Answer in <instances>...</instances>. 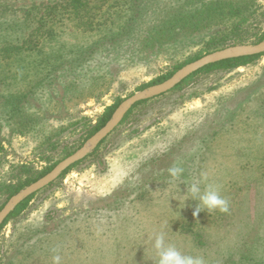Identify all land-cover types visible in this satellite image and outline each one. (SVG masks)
<instances>
[{"label":"rangeland","instance_id":"1","mask_svg":"<svg viewBox=\"0 0 264 264\" xmlns=\"http://www.w3.org/2000/svg\"><path fill=\"white\" fill-rule=\"evenodd\" d=\"M41 1L52 6L59 0H0V48L8 47L12 54L9 47H27L22 49L28 53L29 68L38 49L44 54L50 48L57 51L39 75H20L13 67L12 77L0 75V181L6 183L26 182L56 165L88 140L82 141L81 119L94 125L108 106L211 53L213 42L236 34L238 26H243V38L230 46L255 44L264 32V0H191L190 6L204 12L193 18L191 28L180 31L182 35L171 36L169 42L178 43L144 48L142 61L135 56L130 62L124 50L117 60L123 62L107 68L113 73L109 85L101 82L95 92L67 103L61 82L66 65L61 68L57 61H64L68 52H61L62 44L86 43L83 48L94 58L90 66L104 69L111 63L110 41L97 30L62 23L60 16L40 26L35 11L33 22L25 26L29 8ZM214 2L231 4V12L208 19ZM123 16L126 20L127 14ZM102 44L106 50L99 54ZM5 59L0 55V69ZM91 75L83 78L90 81ZM20 94L26 95L18 106L21 110L9 118L5 112L14 105L6 98ZM13 126L23 132H13ZM202 134L205 143L194 144L191 159L184 158L195 160L197 167L190 165L183 173L186 177L173 180L168 172L172 156L161 152L170 143L194 142ZM92 153L36 192L26 209L1 228L0 264H52L56 254L61 264H154L152 239L159 232L166 243L183 254L202 257L204 264H264V53L245 67L196 75L180 88L150 99ZM201 174L219 185L229 202L228 212L193 216L197 201L191 199L184 207L183 195L193 182L189 177ZM4 201L0 195V208L8 200Z\"/></svg>","mask_w":264,"mask_h":264},{"label":"trees","instance_id":"2","mask_svg":"<svg viewBox=\"0 0 264 264\" xmlns=\"http://www.w3.org/2000/svg\"><path fill=\"white\" fill-rule=\"evenodd\" d=\"M189 1L191 0H180V1L176 0V2L174 3L167 1L166 4H160L158 3L157 0H59L55 2L52 6L44 5L45 2L41 1L40 4L38 5L33 4L29 8L28 10L29 12L26 13V17L29 16V20L27 21L26 24L25 23L24 24L26 26L29 23L31 24L33 22V20H30V16L32 15L31 12L35 11L36 15H37L36 12L39 13V20L37 23L40 26L46 25L47 23H49L48 24L49 26L52 21L54 22L53 17L60 16L61 22L63 21L62 23L71 21L72 23L75 24V26L78 29H83L89 32L97 30L102 34L104 33L105 39L106 38L109 39L110 43L108 45H110L109 51L111 56H109V54L107 56H109L108 59L111 61V63L106 65L107 67H105L104 69H99L96 68L95 66L93 67L90 66L91 64L94 63V58L85 50V48H83L85 47L86 43H78L74 45L69 44L70 47L68 46L66 47L64 44H62L61 52H64L66 50L68 52L65 54L64 61L62 58L61 59L57 58V61L59 62L61 60V68L64 65H66V68L61 70V77L65 75V79L62 80L61 82L63 86V99H65L68 103V102H72L77 97L84 96L85 92L87 93H89L90 91L95 92L97 90V86L98 85L101 86V82L109 85L112 82L113 73L111 72L110 74V70H108L107 68L110 65L115 66V64H121L123 62L122 61L121 63H117L119 62L117 60L119 56H121V53L124 50H128V54L130 55H128L126 59H128L130 62L134 61L135 56H138L137 60L142 61L144 57L142 56L141 52L144 50V48L159 49L163 46H168L178 43L177 39H174L171 42L172 43L171 44L169 42L172 40L171 36L182 35L180 34V31L184 28H191V21L193 20V18L201 15L204 12V10L198 8L197 5H193V7L190 6V4L188 3ZM240 4L242 3L241 2L237 3L238 6ZM230 5L231 4L226 6L224 4H221V2H214L211 5L214 7L213 8L211 7L210 13L207 14L206 17L208 19H213L214 17H218L219 15H223L224 13L225 15L229 14L231 12V8L229 7ZM41 6L43 8H40ZM123 14H127L126 20L124 19ZM249 16H251V14ZM224 21L227 20L224 19L223 22ZM242 27H243L242 25L238 26L236 28L237 29L236 34L229 36V38L228 36H226L220 38L219 40H216V42H213V44L209 48L210 52H213L219 48L236 44L237 42L241 41L243 38L240 36L241 35L240 33H242L243 30ZM38 30L39 28H37V31ZM46 33H47V29L45 31V35ZM262 39H264V32L261 34L260 37L257 38V40L254 43H257ZM105 47L104 44L101 45L100 48L103 49L99 51V54L103 53V51L106 50ZM9 48H11L12 54H10L7 51L9 50L8 47L0 48V55L6 56L4 67L3 69H0V75L2 77H12V74L10 73L9 70L10 67H13L16 70H18L20 75L21 74L39 75L47 71L46 68H49L48 59L53 58L54 56L56 57L55 53L57 52L54 48H50V50H48L46 54H44L42 49H38V51H36L38 53L36 54L35 52L36 61L32 63V66L29 68L26 66L27 63L26 56L28 55V53L23 54L25 52L24 49L27 47L24 48L23 46H21V47H15V48L9 47ZM30 51L31 50H29L28 52ZM5 52H8V54H4ZM87 54L88 56H86ZM262 55L263 53L253 56L228 59L205 66L204 68L198 70L197 72L193 73L188 78L180 82V84H178L172 90L180 88L183 84L188 82L191 78H193L196 75L231 72L237 68L245 67L249 65L250 63L254 62ZM200 57L201 56L195 57L194 59L185 62V64L190 63ZM50 63L54 64V62H50ZM182 66L175 67L171 72H167L161 77L154 79L150 83L143 85L141 88L144 89L148 86L163 82ZM52 69H55V65L52 67ZM53 71L54 70H52L51 73L54 74L55 72ZM88 74H92L90 81L83 78ZM79 77H81L80 79L83 80H76ZM40 84L41 82L37 83V85ZM25 98H26L25 94H20L17 96L6 98L12 105H14V107L13 108L11 107L10 110H7L5 114H7L9 118H12L13 116L15 117L14 113H17L16 110L19 111L21 110L18 108V106H20L19 104ZM148 101L149 100H146L135 104L125 115V117L122 119L120 123L126 121L128 116L131 113H133L137 107L147 106ZM120 102L121 101L118 100L112 105L108 106L105 109V111L100 115V117L98 118L97 122L94 125L87 126L88 123L85 122L83 123V120L81 119L79 123L80 125L79 127L80 130L85 131L84 137L82 139L83 142L89 139L91 136H93L99 129H101L106 124V122L111 118L112 113L114 112L116 107L120 104ZM22 113L23 115H26L25 111H22ZM6 123L10 124V122H6ZM13 127H14L13 132L16 131L20 133L23 132L22 130H14L18 128H16V126ZM202 135L204 136L205 134ZM205 137L206 136H204L203 138H198L194 142H192L193 139H191L188 140L187 143L186 141L185 143L182 142L183 140L179 141V143L176 142L170 143L169 147L161 152V156H169V155L172 156V160L170 159V163H171L170 166L172 167L173 163L179 166L181 165L182 168L184 169L183 173H186L185 169H188L190 165H193L192 168H194V165L197 167V163H195V160L191 163L189 160L187 161L184 160V158L191 159L193 153L190 154V151L194 147V144L196 146L202 147V145L205 143L204 141ZM99 145L93 151L92 154H94L97 151ZM2 151H3V146L1 145L0 142V153ZM71 153L72 152L66 153L65 157H67ZM80 162H77L74 165L70 166L67 170H65L61 174V176L66 174L72 167H74L76 164ZM54 166L55 164L44 168L33 179H29L26 182L20 184L19 183L12 184V183H6V181H0V195L5 197L4 203L11 196L15 195L25 186H28L29 184L43 177ZM181 177H186V176H184L183 174V176L181 175ZM189 178L191 181L199 179V178L195 179V177L193 176H190ZM34 195L35 194L29 196L15 207V209L8 215V217L4 220L3 224L0 226V230L4 225H6V223L11 218L15 217L16 215H19L22 211L26 209L28 203L30 202V200L33 198Z\"/></svg>","mask_w":264,"mask_h":264},{"label":"water","instance_id":"3","mask_svg":"<svg viewBox=\"0 0 264 264\" xmlns=\"http://www.w3.org/2000/svg\"><path fill=\"white\" fill-rule=\"evenodd\" d=\"M262 53H264V39L250 45L228 46L203 55L200 58L187 63L176 70L168 79L164 80L163 82L148 86L126 97L116 107L111 115V118L106 122V124L93 136H91L82 147L58 162L43 177L31 183L8 199V201L0 210V226L3 224L8 215L15 209V207L23 200L57 180L70 166L80 162L90 153H92L100 144V142L120 124L122 119L135 104L156 98L171 91L178 84H180V82L205 66L228 59L253 56Z\"/></svg>","mask_w":264,"mask_h":264},{"label":"clouds","instance_id":"4","mask_svg":"<svg viewBox=\"0 0 264 264\" xmlns=\"http://www.w3.org/2000/svg\"><path fill=\"white\" fill-rule=\"evenodd\" d=\"M183 171L184 169L179 165L168 169L169 175L173 180L179 179ZM189 199L197 201L193 216H198L202 211L207 213L217 210L222 213L229 211V202L221 195L219 185L208 182L205 174H201L199 179L187 185V191L183 195L184 207L185 201ZM152 249L155 257L154 264H204L202 257L183 254L175 246L166 243V237L163 232L154 235ZM52 264H61V256L59 254L53 255Z\"/></svg>","mask_w":264,"mask_h":264}]
</instances>
